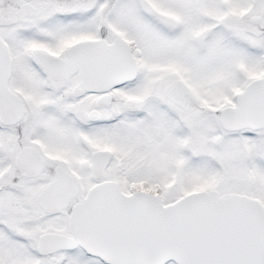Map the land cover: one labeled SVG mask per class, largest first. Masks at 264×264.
I'll return each instance as SVG.
<instances>
[{
  "label": "snow or ice",
  "instance_id": "6c2138e0",
  "mask_svg": "<svg viewBox=\"0 0 264 264\" xmlns=\"http://www.w3.org/2000/svg\"><path fill=\"white\" fill-rule=\"evenodd\" d=\"M0 264H264V0H0Z\"/></svg>",
  "mask_w": 264,
  "mask_h": 264
}]
</instances>
